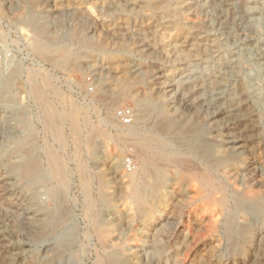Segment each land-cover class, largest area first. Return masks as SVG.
I'll list each match as a JSON object with an SVG mask.
<instances>
[{
	"label": "rangeland",
	"instance_id": "rangeland-1",
	"mask_svg": "<svg viewBox=\"0 0 264 264\" xmlns=\"http://www.w3.org/2000/svg\"><path fill=\"white\" fill-rule=\"evenodd\" d=\"M0 264H264V0H0Z\"/></svg>",
	"mask_w": 264,
	"mask_h": 264
},
{
	"label": "bare ground",
	"instance_id": "bare-ground-1",
	"mask_svg": "<svg viewBox=\"0 0 264 264\" xmlns=\"http://www.w3.org/2000/svg\"><path fill=\"white\" fill-rule=\"evenodd\" d=\"M176 44V43H175ZM173 45V44H172ZM33 49H34V51L35 52H37L38 54H41V55H43V56H45V55H47V54H49L50 53V49L49 48H47L43 43H40V44H37V45H34V47H33ZM164 76H166V74L164 75ZM125 81V80H124ZM123 83V82H122ZM125 84H126V82H125ZM44 86V85H43ZM157 86H159V85H157ZM169 88V87H168ZM99 89H101L100 87H99ZM120 89H122V88H120ZM124 90V89H123ZM54 92V91H53ZM37 93H39V92H37ZM59 97V96H58ZM39 98V97H38ZM146 99V98H145ZM148 99V98H147ZM39 100V99H38ZM151 101V100H150ZM139 102V101H138ZM144 104V103H143ZM142 105V104H141ZM144 106V105H143ZM156 106V105H155ZM145 107V106H144ZM47 108V107H46ZM57 108V107H56ZM139 108V107H138ZM152 108H153V110H154V108L155 107H153L152 106ZM157 108V107H156ZM143 109V108H142ZM142 109H136L137 111H138V115H135L134 116V120L136 119V122H137V120H138V123H140L141 122V119L143 118L142 117ZM161 109V108H160ZM73 110V109H72ZM150 110H152V109H150ZM157 110V109H156ZM76 111V110H75ZM136 111V112H137ZM147 111H148V108H147ZM158 111V110H157ZM152 112H154V111H152ZM159 112V111H158ZM160 113V112H159ZM135 114V113H134ZM150 114V113H149ZM152 114V113H151ZM156 114V113H155ZM65 115V114H64ZM68 115V114H67ZM75 115V113H72V116H74ZM145 115V114H144ZM146 115H148V114H146ZM164 115V114H163ZM62 116V115H61ZM132 118H133V116H132ZM146 120H147V118H146ZM172 121V120H171ZM74 122V121H73ZM169 122V121H168ZM84 123V122H83ZM142 123V122H141ZM74 124H75V122H74ZM160 125V124H159ZM134 126V125H133ZM162 126V125H161ZM80 127H81V125H80ZM136 128V127H135ZM142 128V127H141ZM159 128H160V126H159ZM166 128V127H165ZM168 128H170V127H168ZM139 129V128H138ZM128 130H130V129H128ZM163 130V129H162ZM166 130V129H165ZM76 131V130H75ZM74 131V132H75ZM117 131V130H116ZM121 131H123L122 129H121ZM77 132V131H76ZM81 133H82V130L80 131ZM140 132V131H139ZM127 133V132H126ZM135 133V132H134ZM75 134L76 133H74V134H72V136H75ZM142 134V133H141ZM53 135V134H52ZM82 135V134H81ZM136 135V134H135ZM144 136V135H143ZM77 137V135L74 137V138H76ZM140 137V136H139ZM138 137V138H139ZM142 137V136H141ZM151 137V136H150ZM149 137V138H150ZM147 138V137H146ZM152 138V137H151ZM160 138V137H159ZM78 140H79V138H77ZM77 139H76V141H77ZM141 139V138H140ZM153 139H154V137H153ZM160 139H162V138H160ZM139 140V139H138ZM87 141V140H86ZM85 141V142H86ZM142 141V140H141ZM152 141V140H151ZM154 141V140H153ZM195 141V140H194ZM146 142V141H145ZM162 142V141H161ZM79 143V142H78ZM77 143V144H78ZM82 143V142H81ZM24 143L23 142H20L18 145L20 146H22ZM89 144V143H88ZM159 144V143H158ZM142 145H144V146H148L149 144L148 143H144V144H142ZM166 145H167V143H166ZM189 145V144H188ZM192 145V144H191ZM152 146V145H151ZM153 147V146H152ZM162 147H165V146H163L162 145ZM167 148V147H166ZM189 148V147H188ZM193 148V147H192ZM155 149V148H154ZM191 149V148H190ZM195 149H196V146H195ZM147 150V149H146ZM151 150H153V149H151ZM156 150H159V151H161V152H165L162 148H161V146H159L158 147V149H156ZM170 151V150H169ZM173 152V151H172ZM171 152V153H172ZM207 152H208V150H207ZM155 153V152H154ZM90 154H91V152H90ZM163 154H165V153H163ZM206 154V153H205ZM141 155V154H140ZM169 155V154H168ZM172 155V154H171ZM201 155H203V154H201ZM210 155V154H209ZM70 156V155H69ZM165 156V155H164ZM230 156V155H229ZM145 157V156H144ZM142 157H140V159H141ZM165 158V157H164ZM206 158V157H205ZM229 158V157H228ZM143 159V158H142ZM225 161V160H224ZM150 162V161H149ZM152 162V161H151ZM153 164H155V163H153ZM155 166V165H154ZM214 166V165H213ZM23 168H24V166H23ZM160 168V167H159ZM62 169V168H61ZM157 169H158V167H157ZM208 169V168H207ZM139 170H140V168H139ZM164 171H166V173H167V170H165V169H163ZM210 170V169H209ZM208 170V171H209ZM212 170V169H211ZM21 171V174H22V177H23V179L24 180H35L36 178H37V174H38V170L37 169H21L20 170ZM58 171V170H57ZM140 172V171H139ZM138 172V173H139ZM141 172H142V176H144V175H147V173H148V164H147V161L145 160V161H142V166H141ZM181 172V171H180ZM179 172V173H180ZM192 172V171H191ZM56 173V172H55ZM156 173H157V175L152 179V177H151V179H152V181L151 182H147L146 184H144L143 182H141V180H140V178H138V177H135V176H133L132 174V176H133V178L132 179H130V182H127V183H130V185H131V188H128V189H130L129 191H130V198L132 199V200H134L135 201V206L137 205V206H141V205H143V202L147 199V195H148V193L149 192H151L152 194H153V196H154V198H156V199H159L160 198V189L161 188H164L165 187V185H166V179L164 178V176L162 175V174H160V171L159 170H156ZM162 173V172H161ZM165 173V174H166ZM176 173H178V172H176ZM178 173V174H179ZM182 173H183V171H182ZM196 174H197V172H195ZM199 173V172H198ZM209 173V172H208ZM207 173V174H208ZM135 174V173H134ZM168 174V173H167ZM180 175V174H179ZM190 175V174H189ZM128 176V175H127ZM207 176V175H206ZM182 177H184L183 175H182ZM181 177V178H182ZM190 177H192V175L190 176ZM196 177V176H195ZM204 178H205V176H204ZM207 178V177H206ZM191 179H193V178H191ZM210 179V178H209ZM208 179V180H209ZM60 181L62 182H64V180H63V178L62 177H60ZM149 181V180H148ZM180 181H182V180H180ZM191 181V180H190ZM198 181V180H197ZM202 181V180H201ZM200 181V182H201ZM212 181V180H211ZM62 182V183H63ZM194 183H195V181H193ZM199 182V181H198ZM203 182V181H202ZM206 182V181H205ZM123 184V183H122ZM129 186V185H128ZM214 186V185H213ZM198 188H199V186H198ZM202 188V187H201ZM203 189V188H202ZM127 190V189H126ZM206 190H208V189H206ZM213 190V189H212ZM206 194V193H205ZM167 195V194H166ZM198 195V194H197ZM128 196V195H127ZM187 196V195H186ZM190 196H192V194L190 195ZM126 197V196H125ZM96 198V197H95ZM201 198V197H200ZM199 198V199H200ZM196 199V198H195ZM256 199V198H255ZM198 200V199H197ZM206 200V199H205ZM250 200V199H249ZM252 200V199H251ZM133 201V202H134ZM212 203V202H211ZM242 203V202H241ZM244 206H246V207H248L249 209H255V207H256V204H255V201L254 200H252V201H244ZM243 206V205H242ZM137 210V209H136ZM98 224V223H97ZM215 229V228H214Z\"/></svg>",
	"mask_w": 264,
	"mask_h": 264
},
{
	"label": "built area",
	"instance_id": "built-area-1",
	"mask_svg": "<svg viewBox=\"0 0 264 264\" xmlns=\"http://www.w3.org/2000/svg\"><path fill=\"white\" fill-rule=\"evenodd\" d=\"M92 87H88L87 92L91 93ZM133 112L130 108L123 107L115 111V118L121 126H128L132 122ZM122 168L125 172H131L135 169V164L131 158L122 161Z\"/></svg>",
	"mask_w": 264,
	"mask_h": 264
}]
</instances>
